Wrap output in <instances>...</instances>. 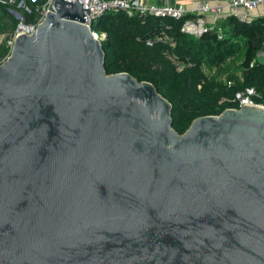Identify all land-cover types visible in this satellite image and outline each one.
<instances>
[{"label": "water", "instance_id": "1", "mask_svg": "<svg viewBox=\"0 0 264 264\" xmlns=\"http://www.w3.org/2000/svg\"><path fill=\"white\" fill-rule=\"evenodd\" d=\"M87 14L52 0L0 64V264H264V109L179 135Z\"/></svg>", "mask_w": 264, "mask_h": 264}, {"label": "trees", "instance_id": "2", "mask_svg": "<svg viewBox=\"0 0 264 264\" xmlns=\"http://www.w3.org/2000/svg\"><path fill=\"white\" fill-rule=\"evenodd\" d=\"M48 1L0 0V37L12 35L22 23L11 10L23 17L24 25H34L38 20L36 9L43 8ZM184 19L128 17L118 11L105 14L92 25L95 32L108 36L103 42L107 74L126 73L138 82L152 84L170 103L172 128L179 135L195 119L218 116L235 107L231 100L237 91L253 88L259 96L257 102L264 103V65L257 62L258 53L264 47V18L240 23L227 17L198 38L180 32ZM160 35L167 40L146 45L148 40L154 41ZM241 50L243 60L239 74L228 78L234 82L233 87L204 74L203 64L219 67ZM166 51L186 65L181 72H177L172 61L164 55ZM10 52L7 43L0 41V64Z\"/></svg>", "mask_w": 264, "mask_h": 264}, {"label": "built area", "instance_id": "3", "mask_svg": "<svg viewBox=\"0 0 264 264\" xmlns=\"http://www.w3.org/2000/svg\"><path fill=\"white\" fill-rule=\"evenodd\" d=\"M33 1L36 2L37 0ZM51 1L52 0H49L43 8L36 9L38 14L36 24L26 26L23 22L21 23L19 31L15 34L13 41L10 43L11 49L19 34L26 33L32 35L37 31L38 26L43 22L47 14ZM79 1L84 5L86 10L90 9V15H86L87 22L85 25L94 38L102 43L108 39L107 34L95 32L92 29V25L96 20L110 12L120 11L125 13L128 17L139 15L142 17H154L160 19L169 18L176 21L185 18L181 24L180 32L198 38L211 31L219 21L227 17L235 18L240 23H248L252 19H255L252 13L260 6L264 5V0H193L189 5L180 4L179 0H137L136 5L132 4L133 0ZM10 12L16 17V14L14 13L16 11L11 10ZM18 19L23 20V17ZM164 40H167V37L160 35L156 37L154 41L148 40L146 45L152 46L153 43ZM169 44L171 47L174 46L171 41ZM164 55L172 61L177 72H181L183 68L186 67V65L182 64L175 58L173 53L166 51ZM258 56L264 58V48L258 53ZM225 84L227 87L234 86V82L229 80H227ZM257 99H259V96L255 89L245 88L235 93L231 100V103L234 104L235 107L228 109L238 110L245 105L264 109V103L257 102Z\"/></svg>", "mask_w": 264, "mask_h": 264}, {"label": "rangeland", "instance_id": "4", "mask_svg": "<svg viewBox=\"0 0 264 264\" xmlns=\"http://www.w3.org/2000/svg\"><path fill=\"white\" fill-rule=\"evenodd\" d=\"M21 6H23V3L20 5V7ZM20 21L23 22V20ZM19 26L12 35L1 36L0 41L6 42L7 45L10 47V43L13 41L15 34L19 31ZM242 60H243V51L241 50L238 54L229 57L219 67L209 66L207 63H205L203 64L202 69L204 74L207 76V78L212 80H217L221 83H225L231 75L239 74V66Z\"/></svg>", "mask_w": 264, "mask_h": 264}, {"label": "crops", "instance_id": "5", "mask_svg": "<svg viewBox=\"0 0 264 264\" xmlns=\"http://www.w3.org/2000/svg\"><path fill=\"white\" fill-rule=\"evenodd\" d=\"M193 0H179L180 4L189 5ZM253 17L256 18H264V5L260 6L257 10L253 13ZM264 48V47H263Z\"/></svg>", "mask_w": 264, "mask_h": 264}]
</instances>
